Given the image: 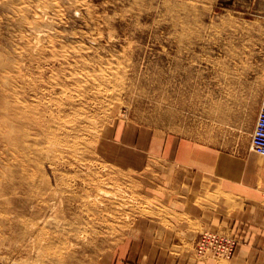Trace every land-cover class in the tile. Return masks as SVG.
Returning <instances> with one entry per match:
<instances>
[{
  "label": "rangeland",
  "instance_id": "1",
  "mask_svg": "<svg viewBox=\"0 0 264 264\" xmlns=\"http://www.w3.org/2000/svg\"><path fill=\"white\" fill-rule=\"evenodd\" d=\"M226 2L0 0V264H140L157 253L230 264L248 243L245 224L199 227L190 248H142L171 217L157 206L151 168L119 164L113 137L142 128L158 144L180 133L239 151L264 73L245 61L247 86L226 87L235 57L220 22ZM235 202L218 193L198 203L233 217ZM258 204L259 230L264 190ZM206 232L230 254L200 251Z\"/></svg>",
  "mask_w": 264,
  "mask_h": 264
},
{
  "label": "crops",
  "instance_id": "2",
  "mask_svg": "<svg viewBox=\"0 0 264 264\" xmlns=\"http://www.w3.org/2000/svg\"><path fill=\"white\" fill-rule=\"evenodd\" d=\"M226 1L220 12V22L221 26L226 23L231 39L235 40V57L230 60L232 66L226 71L231 80L227 81L226 87L243 90L247 86L243 68L245 61L250 60L258 67L259 73H264V0ZM263 92L264 87L262 95ZM259 109L256 111L253 107L244 120L243 132L249 138H244L239 151L180 133L165 135L162 143L158 144L160 141L155 140L149 130L141 128L138 132L127 128L116 131L113 135L117 143H114L115 147L121 146L124 150L123 160L118 163L138 171L151 168L153 172H147L146 176L151 178L155 175L157 206L168 208L171 217L170 227L156 226V234L162 231L163 237L160 239L158 234L157 237L148 234L142 248H190L199 227L217 229L228 225L241 228L245 224L242 236L248 238V243L239 247L230 264H264V225L258 230L253 220L261 208L258 201L264 190V160L260 161L250 148ZM153 158L159 159L156 164ZM218 193L233 196L242 211L227 217L221 210L198 203L208 194ZM221 200L220 205L225 208V200ZM158 254L152 258L143 256L139 263L191 264L182 257L173 259Z\"/></svg>",
  "mask_w": 264,
  "mask_h": 264
},
{
  "label": "built area",
  "instance_id": "3",
  "mask_svg": "<svg viewBox=\"0 0 264 264\" xmlns=\"http://www.w3.org/2000/svg\"><path fill=\"white\" fill-rule=\"evenodd\" d=\"M250 148L254 153L264 156V92L256 124L250 137ZM198 249L200 251L211 250L221 255H229L232 247L225 243L220 236L206 232L198 240Z\"/></svg>",
  "mask_w": 264,
  "mask_h": 264
}]
</instances>
